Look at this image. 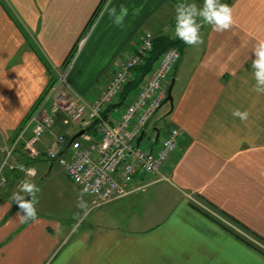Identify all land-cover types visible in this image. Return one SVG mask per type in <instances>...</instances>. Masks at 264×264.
<instances>
[{
  "label": "crops",
  "instance_id": "obj_1",
  "mask_svg": "<svg viewBox=\"0 0 264 264\" xmlns=\"http://www.w3.org/2000/svg\"><path fill=\"white\" fill-rule=\"evenodd\" d=\"M105 2L0 0L1 145L11 143L56 70L65 72L68 98L91 101L135 51L140 33L175 38L178 0H112L117 10L129 9L123 27L102 15ZM221 2L233 9L232 28L218 33L205 24L203 45H183L166 83L173 79V106L162 103L145 125L140 146L153 153L169 128L183 130L162 170L166 179L92 207L93 197L66 173L77 190L49 176L56 161L46 156L48 131L33 145L35 158L21 142L0 183V264H264V252L228 226L238 222L264 238V96L252 91L251 76V49L264 39V0ZM125 102L120 97L108 108L112 120ZM237 108L250 113L246 122L232 116ZM84 127L57 114L52 130L67 129L70 141L81 130L92 132ZM31 134L26 130L24 139ZM4 156L0 150V162ZM18 165L32 167L35 176ZM25 179L41 189L36 222L20 223L24 213L10 200ZM147 179L139 174L133 184Z\"/></svg>",
  "mask_w": 264,
  "mask_h": 264
},
{
  "label": "built area",
  "instance_id": "obj_2",
  "mask_svg": "<svg viewBox=\"0 0 264 264\" xmlns=\"http://www.w3.org/2000/svg\"><path fill=\"white\" fill-rule=\"evenodd\" d=\"M153 39L150 31L140 33L135 51L127 53L115 66L104 87L91 101L81 96L68 98L60 87L65 81V72L56 70L55 78L35 103L11 145L5 148L0 144L4 162L21 142L23 149L32 151L31 146L48 131L51 141L46 149L47 158L56 161L74 184L93 197L92 207L166 179L162 170L177 150L183 130L175 126L169 128L154 153L140 146L143 135L139 141L138 137L166 98V83L180 58V51L169 47L161 53L135 93L126 98L118 117L112 120L107 111L119 103L124 86L133 78L134 69L143 65ZM57 114L63 115L66 121L85 126V130L91 128L92 132L84 131L80 139L69 143L67 129L59 133L52 130ZM28 129L32 134L25 140L24 133ZM28 154L37 156L38 152ZM24 174L28 176L26 171ZM139 174L148 179L134 185Z\"/></svg>",
  "mask_w": 264,
  "mask_h": 264
},
{
  "label": "clouds",
  "instance_id": "obj_3",
  "mask_svg": "<svg viewBox=\"0 0 264 264\" xmlns=\"http://www.w3.org/2000/svg\"><path fill=\"white\" fill-rule=\"evenodd\" d=\"M141 8H135L133 15H139ZM174 36L188 46L203 45L201 35L203 25L211 26L212 30L223 33L232 28L234 24L233 9L221 0H203L202 5H197L189 0H178L174 5ZM106 13L115 26L123 27L125 18L129 15V9L125 5L112 6V0H106L102 9V15ZM254 59L251 62V76L255 81L252 91L258 96H264V39L258 40L251 49ZM232 116L242 122H246L250 116L247 110L233 109ZM20 171H26L28 176H35V169H25L18 165ZM19 192H14L10 198L15 201L23 215L18 214L20 223L36 222L38 219L37 208L38 196L41 191L39 186L31 180L25 179L19 184ZM24 193V195H21ZM30 197V199H26ZM83 206V205H80Z\"/></svg>",
  "mask_w": 264,
  "mask_h": 264
},
{
  "label": "trees",
  "instance_id": "obj_4",
  "mask_svg": "<svg viewBox=\"0 0 264 264\" xmlns=\"http://www.w3.org/2000/svg\"><path fill=\"white\" fill-rule=\"evenodd\" d=\"M183 45H184V43L182 41H180L179 39H177V38H171V37H168V36L154 37L153 43H152V48L149 51L148 56L144 60L143 65L134 69L133 78L124 86V88H123V90L121 92L122 101L126 99V97L128 96V94L130 93V91L132 89L137 87V85L141 82V80L145 77L147 72L150 70L152 64L155 62V60L161 55V53L165 49H167L169 47H177L179 49V51H180L181 48L183 47ZM105 114H106V112L104 113V116H105ZM230 219L234 221V219L232 217H230ZM236 224L240 225V224H238V222ZM240 226H242V225H240ZM230 229L233 232H235L232 228H230ZM239 235L248 244H250L251 246H253V247H255V248H257V249H259V250L264 252L263 249H261L259 246L255 245V244L251 243L246 237H244L241 234H239ZM253 235L261 239V237L258 236L257 234L254 233Z\"/></svg>",
  "mask_w": 264,
  "mask_h": 264
},
{
  "label": "rangeland",
  "instance_id": "obj_5",
  "mask_svg": "<svg viewBox=\"0 0 264 264\" xmlns=\"http://www.w3.org/2000/svg\"><path fill=\"white\" fill-rule=\"evenodd\" d=\"M79 50H80V48H77L75 51H74V53H73V56H72V58L70 59V61L67 63V65H66V70H68L69 68H70V66H71V63H73V61H74V59L76 58V56H77V54H78V52H79ZM64 80H65V78H64ZM66 85V80L65 81H63L62 83H61V85H60V87L61 86H65ZM59 87V88H60ZM166 105H164V107H165ZM145 140H146V137L144 138ZM144 139L142 140V143L143 142H145L144 141ZM11 145V143H9L8 145H6V146H3V147H9ZM23 145V144H22ZM19 147H20V144H19ZM22 148V150H23V152L25 153V155H27L28 157H32V158H35V155L34 156H31V155H29L28 154V152L30 153V154H34V152L36 151L35 150V148H34V146L32 145L31 146V149H32V151L29 149V150H25V149H23V146L21 147ZM14 151V150H13ZM13 151L11 152V154H10V156L6 159V161L4 162V160H5V158H3L2 160H1V162H0V183H2V179H5V176H3L2 174H3V170H5V168H7V167H9V166H13L14 165V162H12L11 160H9L10 158H11V155H12V153H13ZM37 152V151H36ZM24 168L25 169H27V168H32V167H30V166H24ZM37 169H39L38 167H37ZM41 172V171H40ZM23 174H24V171H23ZM54 175H57V177H59V178H61L62 179V182L63 183H65L66 185H68V184H70L71 185V187L74 189V190H77L76 188H75V186H74V184H72L71 182H70V180L68 179V177L65 175V172L63 171V169L60 167V166H58L57 165V163L55 162V165L53 166V168H52V170H51V172H50V174H49V176H51V177H53L54 178ZM4 182V181H3ZM217 215H220V214H217ZM221 216V215H220ZM233 218V217H232ZM234 219V218H233ZM234 225V224H233ZM233 225H228L230 228H232L237 234L239 233V234H241V235H243L244 237H246L251 243H253V244H255V245H257V246H259L261 249H263L264 250V238L263 237H261V239L260 238H258V237H256V236H254L253 234H254V232L250 229V228H248L247 226H244V225H242V226H240V225H235V226H233ZM244 226V227H243ZM259 236V235H258Z\"/></svg>",
  "mask_w": 264,
  "mask_h": 264
},
{
  "label": "water",
  "instance_id": "obj_6",
  "mask_svg": "<svg viewBox=\"0 0 264 264\" xmlns=\"http://www.w3.org/2000/svg\"><path fill=\"white\" fill-rule=\"evenodd\" d=\"M172 86H173V79H171V81H170V84H169V86H168V88H167V95H166V98H165V100H164V102H163V103H168V104L170 105L171 108H172V106H173V97H172V93H171V91H172ZM82 132H83V130H81V131H79L78 133H76L75 135H73V136L70 138L69 143H70L75 137L79 136ZM142 135H143V133H141L140 136L138 137V141L141 139Z\"/></svg>",
  "mask_w": 264,
  "mask_h": 264
}]
</instances>
